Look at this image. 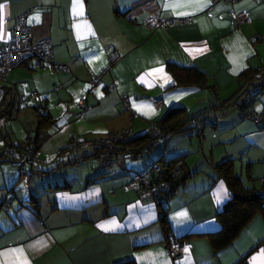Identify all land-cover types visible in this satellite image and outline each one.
I'll return each instance as SVG.
<instances>
[{
	"label": "crops",
	"instance_id": "1",
	"mask_svg": "<svg viewBox=\"0 0 264 264\" xmlns=\"http://www.w3.org/2000/svg\"><path fill=\"white\" fill-rule=\"evenodd\" d=\"M0 6L3 43L28 14L33 40L50 38L55 63L69 68L22 66L0 81V105L12 98L5 115L19 116L26 97L32 112L54 119L36 133L39 119L27 113L34 135L0 142L2 153L29 141L41 161L28 168L26 185L18 165L0 163V264H264L263 212L231 246L215 251L212 243L222 228L218 213L233 198L218 166L229 162L246 190L263 187L264 127L242 118L241 101L250 77L264 72V0H0ZM242 12L249 21L236 27L234 15ZM156 15L192 22L148 30L144 21ZM111 47L123 58L91 92ZM174 66L205 73L207 87L179 85ZM125 95L133 115L123 108ZM84 96L86 109L78 105ZM146 98L162 99L164 107ZM177 108L188 119L206 114L216 123L176 134L137 161L122 158L107 173L96 167V147L68 150L73 140L124 130L137 138ZM245 109L264 110V93ZM183 156L189 177L163 206L166 227L162 209L125 185L161 158ZM173 238L187 249L179 260L166 247Z\"/></svg>",
	"mask_w": 264,
	"mask_h": 264
},
{
	"label": "built area",
	"instance_id": "2",
	"mask_svg": "<svg viewBox=\"0 0 264 264\" xmlns=\"http://www.w3.org/2000/svg\"><path fill=\"white\" fill-rule=\"evenodd\" d=\"M221 1L236 2L238 0H212V3L216 4ZM248 21V16L243 12L234 15V24L236 27L246 24ZM191 22L192 18L190 17L168 19L156 15L145 20L144 26L148 30H156L158 28L174 26L178 24H190ZM1 24L2 19H0V33ZM33 34V27L28 23V14H23L18 17L16 21L15 30L10 41L8 43H3L0 37L1 82L7 80L10 72L22 66H27L32 70L49 68L51 70L58 69L63 72L69 71L67 66L58 65L55 63L53 41L50 38H46L35 42L33 40ZM108 52V67L93 77L92 81L90 82L91 92H95L98 89L104 74L110 72L111 68L123 58V55L114 51L112 47L108 49ZM118 84L119 81H115L111 86V90L115 89ZM121 101L124 110L129 111L133 115L134 112L130 106L129 96H122ZM146 101L152 103L156 108L164 107V101L162 99L146 98ZM21 102L24 106H26L28 100L26 97H23L21 98ZM78 105L82 109L87 108L86 96L80 99ZM242 118L264 127V110L253 113L244 111L242 113ZM205 122L206 119L202 118L192 122V125L196 126L197 129H201L203 127V123ZM150 130L157 131L158 129L156 124H153ZM132 138V132L130 130H124L117 133H111L94 141H86L81 139L73 140L68 145V150L75 151L79 146L83 148L92 146L96 147V158L100 171L110 172L115 165L119 164L121 143L129 142ZM125 156L131 160H135L134 155L131 153H125ZM0 160H12L14 163H16L20 168L21 179L25 181L26 184H28L30 181L28 168L35 167L40 163V159L37 156V153L34 151V146L29 141L26 143V145H24V147H7L2 153H0ZM160 167L161 165L154 164L152 167H150L149 171L136 174L131 179V181L125 185V189L128 191L136 190L140 194L141 198L152 199L157 205L165 203L167 195L171 192L178 194L179 189L175 188L171 181H162L160 183H155V181L152 182V174L160 173ZM170 170L173 171V174L180 176L182 175V164L174 165V167ZM261 182L263 187L259 190V194L264 196V178H262ZM166 247L168 248V251L174 260H179L182 258L186 249L185 244L175 238L171 239L169 243L166 244Z\"/></svg>",
	"mask_w": 264,
	"mask_h": 264
},
{
	"label": "trees",
	"instance_id": "3",
	"mask_svg": "<svg viewBox=\"0 0 264 264\" xmlns=\"http://www.w3.org/2000/svg\"><path fill=\"white\" fill-rule=\"evenodd\" d=\"M170 68L178 77L179 85L196 86L200 88L207 87L208 76L200 70L196 68H180L178 66ZM246 75L247 73H245L243 76L245 77ZM250 78L252 81L249 87L246 89L245 98L243 99V101H241L242 113L244 111H248L245 108L251 103L252 100L258 98L264 93V72L255 73ZM236 102L238 103V101ZM37 114L39 121L36 133H41L49 128L54 119L47 111L37 109ZM202 118L206 119V122L203 123V127L201 129H197L196 126L192 125V122H194L195 120H200ZM214 120L210 119V115L206 114L188 119L185 109H172L166 114L163 119L156 123V127L158 129L157 131L150 130L148 133L142 136H139L137 138L133 137L129 142L121 143L119 161L122 158L124 159L126 157L125 153L133 154L135 160H138L139 158H141V156L150 152L151 149L154 148L158 143H167L171 139V137L176 134L189 131L201 133L204 127L208 124L214 125L216 123V121ZM37 141H35L36 144H38ZM17 146L24 147L23 144L16 145L15 147ZM33 146L34 151L36 152V147L35 145ZM78 148H81V146H79ZM7 161L14 163L12 160H0V163ZM154 164L161 165V172L152 174V182L155 181V183H160L162 181H171L175 188H178L180 192L182 186L185 184L187 178L189 177V173L186 170L185 156L171 160H165L161 158L160 160L151 164L149 168L144 172L149 171L150 167H152ZM177 164H182V175L180 176L173 174V171L170 170L174 167V165ZM218 168L223 174L224 178H226L230 190L233 193V198L224 208V210L218 213L217 218L222 228L220 232L213 235L212 243L215 251H220L231 246L241 234V232H243L248 224L252 221V219L258 213H264V196L259 194V191L254 192L253 190H246L242 188L241 181L238 176L234 175L232 171V165L229 162L219 165ZM178 194H174L173 192H171L167 195L165 203L158 204V206L162 209V222L166 227L168 219L166 210L163 208V206ZM178 240L181 241L180 239Z\"/></svg>",
	"mask_w": 264,
	"mask_h": 264
},
{
	"label": "rangeland",
	"instance_id": "4",
	"mask_svg": "<svg viewBox=\"0 0 264 264\" xmlns=\"http://www.w3.org/2000/svg\"><path fill=\"white\" fill-rule=\"evenodd\" d=\"M34 97H35L34 99H36V96H34ZM11 100H12V98L9 97L8 99H5L6 103L4 102L0 105V142L1 141L4 142V140L5 141L12 140L13 142H19V141L24 142L27 140L28 135H30V136L34 135V130L30 128V126L32 124L30 123V121L28 120V117L26 116L27 113H34V112H32L33 111L32 105L29 107H26V106L23 107L22 106L19 116L17 115V112H15V111H14L13 115H10V116L5 115L6 111H9V110H7V104L9 102H11ZM28 100H29V98H28ZM16 111H17V108H16ZM32 115H33V117L36 116V118L38 119L37 113H34ZM33 117H31V119H33ZM80 139L81 138H79V140ZM135 161H137V160H135ZM96 165H97L96 166L97 169L99 170L98 162ZM17 168H18V170H20L19 166ZM239 171L240 170H238V172ZM21 183L25 184V181L22 180Z\"/></svg>",
	"mask_w": 264,
	"mask_h": 264
},
{
	"label": "snow or ice",
	"instance_id": "5",
	"mask_svg": "<svg viewBox=\"0 0 264 264\" xmlns=\"http://www.w3.org/2000/svg\"><path fill=\"white\" fill-rule=\"evenodd\" d=\"M0 19H2V6H0ZM158 71H160V70H158ZM186 251H187V249H186Z\"/></svg>",
	"mask_w": 264,
	"mask_h": 264
}]
</instances>
